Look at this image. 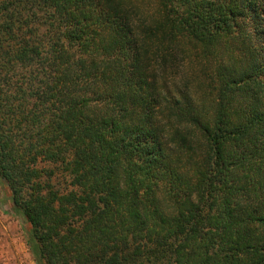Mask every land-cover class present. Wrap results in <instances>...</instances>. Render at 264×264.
<instances>
[{
  "label": "trees",
  "instance_id": "16d2710c",
  "mask_svg": "<svg viewBox=\"0 0 264 264\" xmlns=\"http://www.w3.org/2000/svg\"><path fill=\"white\" fill-rule=\"evenodd\" d=\"M0 185L36 264H264V0H0Z\"/></svg>",
  "mask_w": 264,
  "mask_h": 264
},
{
  "label": "rangeland",
  "instance_id": "374dc122",
  "mask_svg": "<svg viewBox=\"0 0 264 264\" xmlns=\"http://www.w3.org/2000/svg\"><path fill=\"white\" fill-rule=\"evenodd\" d=\"M198 70L199 66L191 65L185 68V73L198 76V78L195 77L197 81H195L194 89L195 86L202 87L205 82L200 75H196ZM1 188L2 186H0V249L14 250L13 253L17 250L21 251V253L26 254L22 264H27L26 261L29 259L30 264H36L30 251V229L19 216L12 212L9 206V198L1 192Z\"/></svg>",
  "mask_w": 264,
  "mask_h": 264
},
{
  "label": "crops",
  "instance_id": "0c3cea01",
  "mask_svg": "<svg viewBox=\"0 0 264 264\" xmlns=\"http://www.w3.org/2000/svg\"><path fill=\"white\" fill-rule=\"evenodd\" d=\"M1 192L5 194V196H8L6 190L4 191V189H2ZM13 252L14 250L0 249V264H17L18 262L19 264H22V262L25 261V259L23 258L24 256H26V254H23L21 253V251L18 250L15 251V253ZM26 263L30 264V259L27 260Z\"/></svg>",
  "mask_w": 264,
  "mask_h": 264
}]
</instances>
